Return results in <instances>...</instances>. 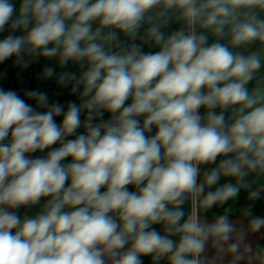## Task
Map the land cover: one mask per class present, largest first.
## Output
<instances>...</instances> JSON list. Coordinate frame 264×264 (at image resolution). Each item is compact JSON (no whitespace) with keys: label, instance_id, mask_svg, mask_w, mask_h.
Instances as JSON below:
<instances>
[{"label":"clouds","instance_id":"9594fccd","mask_svg":"<svg viewBox=\"0 0 264 264\" xmlns=\"http://www.w3.org/2000/svg\"><path fill=\"white\" fill-rule=\"evenodd\" d=\"M161 4L179 10L189 30L165 38L152 25L147 37L160 46L154 53L115 43L116 30L135 39L146 14ZM255 8L264 10V0H0V33L11 29L0 40V62L15 57L27 67L43 56L61 66L87 64L79 78H58L64 86L74 82L71 92L81 98L66 109L49 104L46 93L27 91L47 109L38 111L0 88V264H143L142 256L201 264L209 233L228 238L225 217L210 226L194 215L180 223V206L186 193L203 192L199 165L218 156L225 158L204 183L222 175L237 183L208 192L206 208L235 197L250 172L264 173V88L247 87L264 57L208 45L192 29L202 19L218 37L229 27L232 47L264 44V19L241 13ZM42 198L48 199L40 211L19 214Z\"/></svg>","mask_w":264,"mask_h":264},{"label":"crops","instance_id":"0c3cea01","mask_svg":"<svg viewBox=\"0 0 264 264\" xmlns=\"http://www.w3.org/2000/svg\"><path fill=\"white\" fill-rule=\"evenodd\" d=\"M13 2L18 5L19 0H13ZM201 2L202 0H197L198 4ZM246 11L255 13L259 18L264 19V10L259 8L251 10L242 9L241 13ZM149 17L151 19H149ZM239 19H244L243 14L240 15ZM152 25L160 26L165 38L175 31L181 29L185 31L189 30V26L186 20L181 16L179 10H165L161 4L146 14L145 22L142 23L135 39L116 30L118 41L115 43H118L121 47L138 44L144 52L154 53L159 51L160 46L147 37V29ZM95 26H99L98 22L94 27ZM192 30L197 34L207 36L208 45L214 42H220L228 45L234 52L248 55L251 52L258 51L262 57H264V44L259 41L250 45L232 47L230 43L231 36L229 33V27L225 28V35L223 37H218L214 34L211 28L203 27V21L201 19L196 22ZM14 34L21 35L22 33L16 31ZM114 50L119 51V48H114ZM26 59L28 58L26 57ZM30 64L35 68L31 91L46 93L49 104L59 103L63 105L65 109L69 102H75L77 104L81 102L79 92H71L74 82L64 86L58 82V78L63 72L75 73L77 78H79L80 74L86 70L87 64L81 66L69 61L67 65L61 66L58 58H46L43 56L33 60ZM46 68H53L54 74L50 77H46L44 75V70ZM257 86L264 88V67L257 72L255 79L247 85L250 90ZM0 88L11 90V69L4 63H0ZM28 103L36 107L38 111L47 110L46 108L39 107L34 99L29 98ZM126 103H131V100ZM199 111L202 116L206 115V109L201 108ZM214 111L219 113L221 109L217 108ZM231 114V108L226 110V119H228ZM109 117L110 113L105 112L104 119H108ZM55 119L58 124L62 122V116L56 117ZM142 120L143 118H141V121ZM83 131L82 128L78 129V133ZM155 131V128H153L152 133L149 135H154ZM72 138L74 137H69V139ZM58 146V144L52 145L51 148ZM49 150L50 149H45L43 152L38 151L31 155L33 157L46 155ZM224 158L225 157L223 156H218L215 163L199 165L200 175L198 177V184H204V190L202 193L185 194L187 198L185 199L184 204L180 206L184 211L185 216L180 223H183V220L187 219L189 215H194L201 223L209 226L215 225L220 217H225L226 222L231 226V231L227 233V239H224L221 235L209 233L208 238L205 241V250L200 254L201 264H264V173L250 172L244 177L243 181L240 182L239 191L235 197H231L223 202H217L211 207L206 208L203 206V198L208 192L215 191L225 183H237L235 178L225 177L223 175L218 182L212 186H208L204 183L205 174L218 167L220 161ZM68 161H70V158H67L65 162ZM128 188L130 191L136 190L133 185H129ZM103 190L104 189H102V191ZM252 192H258L259 195L254 197L251 195ZM47 199L48 198H42L40 205H35L31 208L22 206L19 214L21 216L25 213L34 215L40 211L43 203L46 202ZM169 207H171V205H169ZM257 224H259V227H257ZM152 227L161 232L162 235L165 234L163 224H154ZM171 238L178 241L179 236L174 235ZM141 260L143 264H169L167 258L162 259L159 262H154L151 256H142Z\"/></svg>","mask_w":264,"mask_h":264},{"label":"trees","instance_id":"16d2710c","mask_svg":"<svg viewBox=\"0 0 264 264\" xmlns=\"http://www.w3.org/2000/svg\"><path fill=\"white\" fill-rule=\"evenodd\" d=\"M3 33H0V36ZM11 58L16 60L15 57H11ZM0 63H4L8 65L9 68L11 69V90L16 91L21 96V98H23L24 88H25V85H26V82L29 76L28 67H30L32 70V78H31V83H30L29 90H28V91H31L32 83L34 80V72H35L34 66L29 64L27 67H25L23 64H18L16 63V61H10L7 59ZM28 99L29 97H27V102H28Z\"/></svg>","mask_w":264,"mask_h":264},{"label":"water","instance_id":"95a60500","mask_svg":"<svg viewBox=\"0 0 264 264\" xmlns=\"http://www.w3.org/2000/svg\"><path fill=\"white\" fill-rule=\"evenodd\" d=\"M11 31V29L9 28L8 31H5L1 36H0V40H2L4 37H6L9 32ZM7 60H10V61H16L15 59L13 58H8ZM29 68V76H28V79H27V82H26V85H25V88H24V93H23V99H25L27 101V95H26V92L29 90V86H30V83H31V78H32V70L30 67ZM20 211V209L18 210V212Z\"/></svg>","mask_w":264,"mask_h":264}]
</instances>
